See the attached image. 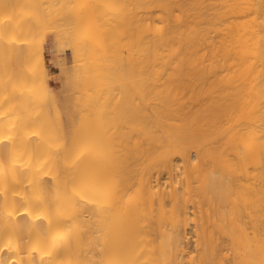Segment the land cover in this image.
Instances as JSON below:
<instances>
[{
  "label": "bare ground",
  "instance_id": "bare-ground-1",
  "mask_svg": "<svg viewBox=\"0 0 264 264\" xmlns=\"http://www.w3.org/2000/svg\"><path fill=\"white\" fill-rule=\"evenodd\" d=\"M218 2L0 0V264H264V0Z\"/></svg>",
  "mask_w": 264,
  "mask_h": 264
},
{
  "label": "rangeland",
  "instance_id": "rangeland-1",
  "mask_svg": "<svg viewBox=\"0 0 264 264\" xmlns=\"http://www.w3.org/2000/svg\"><path fill=\"white\" fill-rule=\"evenodd\" d=\"M180 4L185 5L186 7H190V17L191 19L194 18L196 21H200L203 17H211L215 14V12L219 9V2L218 0H179ZM198 16V17H197ZM212 18V17H211ZM200 27L204 28L206 25L200 22ZM126 55V52H123ZM49 73V83L50 86L53 88V93L55 98H57L58 102L63 103L64 93L62 94V86L63 83V76L58 68H50ZM55 75V76H54ZM52 76V77H51ZM62 84V86H61ZM61 92H60V90ZM67 94L65 93V96ZM5 135H3L4 137ZM1 138V137H0ZM6 139V136H5ZM5 139H3L5 141ZM2 140V141H3ZM17 163V164H16ZM16 168H18L19 163L18 161L15 162ZM19 169V168H18ZM19 174V172H17ZM1 213V212H0ZM2 216V215H1ZM3 218V216H2ZM0 220L1 219L0 217Z\"/></svg>",
  "mask_w": 264,
  "mask_h": 264
}]
</instances>
